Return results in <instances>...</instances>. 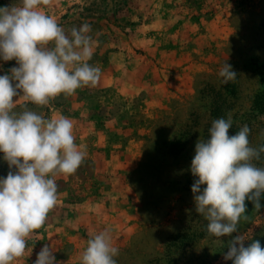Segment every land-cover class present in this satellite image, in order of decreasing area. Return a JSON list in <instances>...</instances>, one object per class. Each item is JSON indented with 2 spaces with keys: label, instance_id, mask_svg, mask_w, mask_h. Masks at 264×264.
<instances>
[{
  "label": "rangeland",
  "instance_id": "374dc122",
  "mask_svg": "<svg viewBox=\"0 0 264 264\" xmlns=\"http://www.w3.org/2000/svg\"><path fill=\"white\" fill-rule=\"evenodd\" d=\"M44 10L66 33L91 25L89 63L101 77L45 107L28 105L71 119L87 155L74 174L56 178L58 204L15 264H34L45 245L56 264H79L104 229L117 264H233L224 254L238 234L245 247L264 248V195L260 210L246 201L237 233L216 238L195 211L190 171L215 119L231 118L229 135L248 125L250 145L264 144V0H54ZM225 63L237 73L227 84ZM13 67L0 59V75ZM254 163L264 167V154ZM9 171L0 152V179Z\"/></svg>",
  "mask_w": 264,
  "mask_h": 264
},
{
  "label": "clouds",
  "instance_id": "9594fccd",
  "mask_svg": "<svg viewBox=\"0 0 264 264\" xmlns=\"http://www.w3.org/2000/svg\"><path fill=\"white\" fill-rule=\"evenodd\" d=\"M53 2L20 0L18 6L0 7V59L18 64L10 74L0 75V152L15 169L0 179V264H15L24 256L28 239L58 204L56 178L74 174L87 155L75 142L71 119L46 117L28 107L42 108L60 95L96 87L101 77V68L89 63L95 45L91 25L66 33L44 10ZM219 75L227 84L237 73L225 63ZM18 100L20 111L15 110ZM231 127L230 117L213 120L209 138L198 139L190 166L198 177L191 188L195 211L208 221L207 233L216 238L237 233L241 219H247L246 201L260 210L264 195V167L254 163L264 154V144L250 145L248 125L234 135H229ZM201 185H206L203 191ZM245 240L241 234L233 237L224 259L264 264L259 241L245 247ZM53 252L45 245L34 264H56ZM118 255L111 231L104 229L88 239L79 264H117Z\"/></svg>",
  "mask_w": 264,
  "mask_h": 264
}]
</instances>
